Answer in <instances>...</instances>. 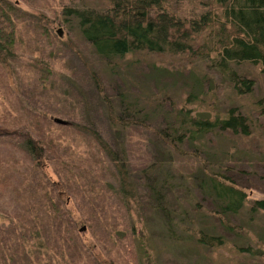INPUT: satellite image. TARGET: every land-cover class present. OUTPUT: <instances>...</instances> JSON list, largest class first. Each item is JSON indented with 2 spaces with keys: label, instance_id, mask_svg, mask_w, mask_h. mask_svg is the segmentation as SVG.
I'll list each match as a JSON object with an SVG mask.
<instances>
[{
  "label": "rangeland",
  "instance_id": "obj_1",
  "mask_svg": "<svg viewBox=\"0 0 264 264\" xmlns=\"http://www.w3.org/2000/svg\"><path fill=\"white\" fill-rule=\"evenodd\" d=\"M8 1L16 7L15 20L26 50L17 52L6 67L0 64V117L6 116L11 122L8 129L28 131L38 141L43 131L40 128L49 127L43 131L45 136L56 139L53 145L58 151L65 150L74 172L85 162L97 167L95 177L101 178L103 194L107 199L114 197L115 207L112 204L109 207L110 220L119 209L118 197H122L116 196L119 188L116 167L99 141L129 171L138 197L139 206L127 222L129 229L123 228L122 220L119 221L122 226L117 225L115 236L122 240L123 246L120 254L116 256L110 249L108 256L87 230V224L80 223L77 227L80 243L87 246L88 252L76 264H264L261 256L264 208L249 210L255 201H264V76L259 67L248 64L232 67L240 77L253 83L249 94L237 95L225 77L188 54L140 53L123 60L114 59L109 64L84 41L74 17L67 18L65 26L57 22L62 7L71 0ZM175 1L170 11L187 18L217 9L214 0ZM36 23L46 26L55 36V42H49L46 36L36 38ZM205 38V34L198 36L197 45ZM38 61L51 68L52 76L44 90L28 78L34 76L32 70ZM27 70L30 72L25 75ZM108 104L115 109V116L130 124L112 126ZM230 109L245 118L248 135L221 132L197 136L180 144V149L196 152L198 158L180 155L154 132L178 128L179 121L187 116L213 120ZM43 117L50 123L39 120L37 130L27 126ZM54 119L64 124H57ZM22 136H17L16 142L0 146V162L9 173V183L0 189V228H7L8 219L20 212L17 191L22 189V176L32 167L31 158L21 145ZM199 159L212 171L230 177L248 195L239 213L227 218L234 227L232 231L209 214L219 209L213 204V198L200 188L206 178ZM46 160V173L53 178L51 182L57 180L53 162L50 157ZM153 185L163 191L159 200L150 189ZM64 197L71 202L73 210L78 209L72 195ZM159 205L173 210L169 216L173 223L169 227L163 211L154 209ZM186 212L187 219L195 220L205 232L222 237L224 245L216 250L198 251L182 240L184 235L172 227L173 224L190 226ZM171 229L181 239L176 245L168 241ZM241 245L253 247L261 257L239 256L237 250ZM17 256L20 257L19 253Z\"/></svg>",
  "mask_w": 264,
  "mask_h": 264
},
{
  "label": "trees",
  "instance_id": "obj_2",
  "mask_svg": "<svg viewBox=\"0 0 264 264\" xmlns=\"http://www.w3.org/2000/svg\"><path fill=\"white\" fill-rule=\"evenodd\" d=\"M173 1L71 0L68 5L62 7V15L57 17V22L65 26L67 18L74 17L84 41L109 64L114 59L123 60L140 53L149 56L188 54L191 58H198L209 64L225 77L237 95L249 94L253 86L252 81L240 77L232 67L243 64L257 66L264 76V0H214L216 10H207L191 18L171 12L170 5ZM88 2L90 5H87ZM94 3L99 5L92 6ZM16 18V7L8 0H0V64L4 67L17 52L26 50ZM34 31L36 38L46 36L49 42H55V36L46 26L37 24ZM204 34L206 38L203 43L197 45V37ZM32 71L34 76L28 78L44 90L52 76L50 66L38 61ZM29 72L27 70L25 75ZM108 107L112 126L125 127L130 124V121L126 122L114 115L115 109L111 104H108ZM189 113L190 111H187V114ZM236 113L235 109H230L213 120L187 116L185 120L179 121L178 128L168 127L163 131L154 132L180 155L198 158L196 152L180 149V144L187 140L193 141L197 136L206 137L221 132L248 135L245 118ZM39 120H43L45 124L50 123L49 119L43 117L36 118V121L27 126L37 130ZM8 125L12 124L6 116L0 117V146L16 142L17 136L23 135L21 145L31 158L32 167L22 176L23 186L17 191L20 212L8 219L10 225L7 228H0V264H40L41 261H44V264H76V261L81 260L88 252L87 246H81L80 243L77 230L80 223L87 224V230L92 232L108 256L110 249L118 256L123 246L122 240L115 236L119 228L117 225L122 226V223H119L122 220L123 228L128 230L127 222L139 206L134 184L124 164L99 141L101 149L116 167L115 179L119 186L116 196L122 197H118V212L115 211L110 220L109 207L111 204L115 207L112 202L114 197L107 199L103 194L105 192L101 178L95 177L97 167L85 162L81 169H75L74 172L72 167L70 168L65 150L58 151L53 145L56 139L51 140L45 136L43 131L47 128L49 130V127L40 128L43 131L38 141L32 139L28 131H12L8 129ZM170 128L172 133L169 132ZM96 140L98 141L97 137ZM46 157H50L54 165L52 170L57 175V180L52 181L54 184L51 182L53 178L48 176L45 170L44 162L48 161ZM200 162L206 178L200 188L213 198V204L219 209L209 214L216 217L228 231H232L234 227L227 218L239 213L248 195L230 177L219 171H212L205 161ZM150 170L151 168L147 172ZM8 183L9 173L2 168L0 162V189ZM154 186L150 189L159 200L163 191L155 189ZM55 191L59 196H56ZM67 195L75 198L78 209H72L71 202L65 200L64 196ZM263 208L264 201H255L249 210L257 211ZM154 209L163 211L169 222L167 227L173 223L169 217L173 214L172 209L160 205L154 206ZM76 214L78 215L75 218ZM185 216L187 219L189 214L186 212ZM187 221L190 226L173 224L172 228L179 230L184 235L182 240L190 243L196 250L211 251L224 245L222 237L205 232L193 219ZM169 237L171 245L181 242L172 229ZM261 248L264 260V244ZM18 253L20 257L17 256ZM237 253L249 259L261 257L249 245H241ZM64 259L62 263L61 260Z\"/></svg>",
  "mask_w": 264,
  "mask_h": 264
},
{
  "label": "water",
  "instance_id": "obj_3",
  "mask_svg": "<svg viewBox=\"0 0 264 264\" xmlns=\"http://www.w3.org/2000/svg\"><path fill=\"white\" fill-rule=\"evenodd\" d=\"M54 121L57 123V124H64V121L62 120H59V119H54ZM84 228L81 229V231H83Z\"/></svg>",
  "mask_w": 264,
  "mask_h": 264
}]
</instances>
